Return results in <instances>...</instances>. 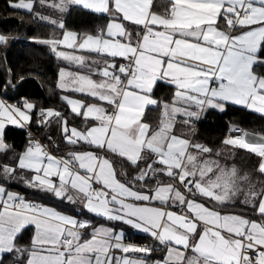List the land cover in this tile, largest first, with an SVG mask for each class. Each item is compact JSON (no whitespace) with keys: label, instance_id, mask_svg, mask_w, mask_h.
Wrapping results in <instances>:
<instances>
[{"label":"snow or ice","instance_id":"6c2138e0","mask_svg":"<svg viewBox=\"0 0 264 264\" xmlns=\"http://www.w3.org/2000/svg\"><path fill=\"white\" fill-rule=\"evenodd\" d=\"M36 2L17 0L10 7L33 13ZM69 4L106 14L108 22L95 34L65 31L39 42L86 69H61L59 87L93 102L63 97L71 113L87 122L83 128L70 126L52 108L39 109L37 123L55 118L67 144L94 150L57 156L30 139L14 164L0 163V173L26 170L30 187L150 233L164 253L152 264H264V179L254 181L236 164L221 163L220 152L176 131L178 116L191 128L201 113L224 111L228 103L264 114V0H59L49 6L64 11ZM7 41L0 35V45ZM158 83L171 87L167 100L155 96ZM35 108L0 100V154L12 150L6 126L25 128ZM230 132L222 141L229 155L232 149L254 155V171L264 177V134L236 125ZM237 204L244 207L229 210ZM28 226L33 236L22 246L18 237ZM155 250L0 186V254L15 252L26 264H149L144 257Z\"/></svg>","mask_w":264,"mask_h":264},{"label":"trees","instance_id":"16d2710c","mask_svg":"<svg viewBox=\"0 0 264 264\" xmlns=\"http://www.w3.org/2000/svg\"><path fill=\"white\" fill-rule=\"evenodd\" d=\"M15 2L17 0H0V35L8 38L6 44L0 45V93H3V97L11 103L28 101L35 104L34 113H37L39 109L52 108L60 110L67 117L70 126L84 124L81 117L69 110L60 109L63 94L57 86V73L60 64L51 47L39 41L53 38L55 32L61 35L67 29L78 33L94 34L98 28L108 22L107 15L94 13L79 6H72L65 14L64 28H60L42 21L33 13L10 7V4ZM261 70L264 71V69ZM171 92V87L164 83H158L154 89L155 96L165 100L169 98ZM79 97L91 100L90 97L81 94ZM206 111L205 119H202L195 132L191 126V138L220 152L224 160L236 164L257 181L264 179L254 171V166L258 161L257 157L241 149H232V156L228 157L226 156L229 155L228 146L222 144L230 126L233 125L243 127L249 132L264 134V115L231 103L226 104L224 111L212 108ZM157 114L155 111L150 112L153 119L158 118ZM54 121L55 118L49 125L44 126L31 124V129L53 147H55V138L56 143L60 141L59 125ZM25 133V128L8 126L5 129V142L12 146V150L4 154L12 164L15 162L14 157L22 153L28 145L29 139ZM48 136L52 137L51 142L47 139ZM22 191L27 193L26 198L39 201L41 204L52 206L60 211L87 216L93 221L102 220L64 199L55 198L34 189L23 188ZM243 207V205L237 204L234 209L229 210L240 211ZM119 225L125 228L127 240L141 244L148 243L155 249L151 237L134 232L128 226ZM32 236V228L27 227L18 237V243L22 246L28 245ZM24 260L23 256L12 252L4 254L0 264H23Z\"/></svg>","mask_w":264,"mask_h":264},{"label":"crops","instance_id":"0c3cea01","mask_svg":"<svg viewBox=\"0 0 264 264\" xmlns=\"http://www.w3.org/2000/svg\"><path fill=\"white\" fill-rule=\"evenodd\" d=\"M53 2L59 3V0H45V3H43V4L40 3V0H37L36 4L34 5L33 14H35L36 12H39L41 16L48 17L49 19L42 20V21H45L47 23H50L51 20H55V16H58V19H57V23L56 24L50 23L52 25H56L57 27H59L58 25L60 23H63L65 14L67 13V11L69 10L70 7H72V6H79V5L69 4V5H67L66 10L60 11L57 8H53V7H50L49 6ZM156 2L159 3V4H161V5H163L166 2V0H156ZM79 7H81V6H79ZM86 10H88V9H86ZM89 11H91V10H89ZM104 15H106V14H104ZM65 31H73V30H68L67 29ZM73 32H76V31H73ZM63 33L61 35H59L58 32H55L53 38L54 37L55 38H60L63 35ZM76 33L78 35L84 34V33H78V32H76ZM59 50L68 51V52H75V54H77V55H85L86 57L90 58V60H96V59H98L97 54H95V53H86V52H81L79 50L66 49V48H63V47H61ZM55 56H56L57 61L60 64L59 69H58V73H57V86L58 87H59V72H60L61 69H64V70H67V71H71V72H77V71H79V72H82V73L86 71V69H84L82 67H79V66H77L75 64H71L68 61H64V60L58 58L56 54H55ZM94 78H98V77L94 76ZM61 90L63 92L62 98H61L62 99V105H61V108H60L61 110H69L70 111L69 106L66 104V102L63 99L64 96H68V97L74 98V99H83V98L79 97V95L81 93L70 92V91H66L64 89H61ZM81 95H83V94H81ZM0 100H3L6 104L16 105V106H20V105H22L24 103V102L11 103V102L7 101L1 95V93H0ZM83 100H85V99H83ZM85 102H93V98H91V100H85ZM238 106H240V105H238ZM241 107H244V106H241ZM193 110H195V109L193 108ZM58 111H60V110H58ZM261 115H264V114H261ZM39 116H40L39 115V111L37 113H34V109H33L32 110V122L30 124H28L26 127H30L31 128V124H33V123H35L37 125L44 126L43 124H38L37 123V121L40 120V117ZM158 118H159V115H158ZM181 119H182L181 117H179V116L177 117V121L178 122H177V125H176V131L178 133H183V134L186 135L187 133L185 131H182V128H181L182 124L179 123V121ZM83 122H84V124H82L80 126H75V127H77V128H83V127H85V125H86L87 122L86 121H83ZM8 126L17 127L15 125H7L6 128ZM71 126H73V125H71ZM59 135H60V141L55 144L56 145L55 147H53L54 152H57V151L60 150L57 153H61V154L67 155V153L69 151H75V150H78V149L79 150H94V149H91V147L89 145H84V144H80V145H69V144H67L62 139V136H61V133H60V128H59ZM7 153H9V152H6L5 154H7ZM5 154L4 153L0 154V163H9V164H12V163H10V161H8L7 155H5ZM116 167H117V171L119 172L120 171V165L117 164ZM124 170L127 171L130 175H135V171L133 169H131V168H128L127 166H125V169ZM30 175L31 174L29 172H27L26 170H19L17 174H15V175H13L11 177H8V176L0 173V186H3L6 189V191L12 192V193H17L18 191H22L23 188L24 189H34V190H36L38 192H43V193L50 194V195H52L55 198H60V197H56L54 194H52L50 192H46V191H42V190H39V189H35V188L30 187L26 183V180H27V178ZM161 179L163 180V179H166V178L162 177ZM154 186H155L154 184H151V183L149 184V187H154ZM26 200H28V201H34L36 203L41 204L39 201H35V200L29 199V198H27ZM64 200H66V199H64ZM67 202H69V201H67ZM70 203L73 204V205H75V206H77V207H79V208H81V209H83L84 211L88 212L86 210V208L79 201H77L75 203H72V202H70ZM153 203L154 204H158V202H153ZM42 205H44V204H42ZM44 206L53 208V209H55V210H57V211H59V212H61L63 214L71 215V216H73V217H75L77 219H80V220H88V221H91L94 226H104L106 228H111L116 233L122 232L124 234V242H126V240H127L126 239V235H125V228L122 227L119 224L128 226L134 232H137L139 234H143V235H147V236L151 237L150 233H146V232H144V231H142L140 229H136V228L132 227L131 225H128V224H126V223H124L122 221L108 220L105 217L97 216V215L91 213L92 215H95V216H97V217H99V218L102 219L100 221H97V220H94L93 221L92 218L87 217V216H78V215H76L74 213L63 212V211H60V210H58V209H56V208H54L52 206L46 205V204ZM173 210H175V209H173ZM104 220H105V222H104ZM28 227H31L32 230H33V232H34V228L32 226H28ZM88 231H90V230H88ZM151 239H152V243L154 244L156 250L153 251L150 256L144 257V254H142V253H128V254H123V253H120V252H117L116 255H118V256L127 255L129 258H134V259L135 258L144 257L145 259H147L149 261V264H152L153 261L161 259V257L163 256L164 253H163V251L160 250V247L161 246L158 245V243L154 240V238L151 237ZM128 243L142 247V244L141 243L132 242V241H129ZM4 254H6V253L0 254V261H1V258H2V256ZM23 264H26V261L25 260L23 261Z\"/></svg>","mask_w":264,"mask_h":264},{"label":"built area","instance_id":"2783aa9c","mask_svg":"<svg viewBox=\"0 0 264 264\" xmlns=\"http://www.w3.org/2000/svg\"><path fill=\"white\" fill-rule=\"evenodd\" d=\"M1 95L3 96L4 94L1 93ZM202 115L203 113H201L200 115V118L199 119H193L192 121V125L193 128H194V132L196 131L197 127L200 125L201 121H202ZM40 117V116H39ZM239 127V126H238ZM241 129H243L244 131H247L245 128L243 127H239ZM26 137L30 140V139H35V140H39L42 144H44L45 146H47L48 150L51 151L53 154L57 155V156H65V154H61V153H57V152H54V149H53V145H51L49 142L47 141H44L35 131H33L30 127H26ZM248 132V131H247ZM30 134V135H29ZM227 135H233V133L230 132V129L228 130V133ZM56 144V139L54 140V146ZM19 195L23 196L25 199L26 198V193L24 191H18L17 192ZM129 240H126L125 243H128ZM143 246H148V247H151V244H148V243H142V247Z\"/></svg>","mask_w":264,"mask_h":264},{"label":"rangeland","instance_id":"374dc122","mask_svg":"<svg viewBox=\"0 0 264 264\" xmlns=\"http://www.w3.org/2000/svg\"><path fill=\"white\" fill-rule=\"evenodd\" d=\"M57 19H58V16H55V21H57ZM23 102V101H22ZM56 110V109H55ZM181 128H182V131H185L187 134V136H189L190 138H191V128L190 127H188L187 125H183L182 124V126H181ZM56 139V138H55ZM54 139V140H55ZM226 156H228V157H231L232 155H226ZM218 159H220L221 160V163H227V164H231V163H229L228 161H226V160H224L223 159V155L221 154V156L220 157H217ZM237 166V165H236ZM238 167V166H237ZM239 168V167H238ZM240 169V168H239ZM241 170V172L243 173V172H247V171H244V170H242V169H240ZM253 180L254 181H257V179H254L253 178ZM257 187L259 188V183H257Z\"/></svg>","mask_w":264,"mask_h":264},{"label":"water","instance_id":"95a60500","mask_svg":"<svg viewBox=\"0 0 264 264\" xmlns=\"http://www.w3.org/2000/svg\"><path fill=\"white\" fill-rule=\"evenodd\" d=\"M206 113H207V111H204V112H203V115H202V118H203V119H205V117H206ZM248 132H249V131H248ZM249 133H253V132H249Z\"/></svg>","mask_w":264,"mask_h":264}]
</instances>
